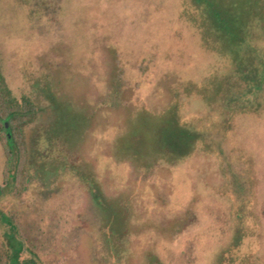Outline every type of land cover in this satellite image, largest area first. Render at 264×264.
<instances>
[{
	"label": "rangeland",
	"instance_id": "obj_1",
	"mask_svg": "<svg viewBox=\"0 0 264 264\" xmlns=\"http://www.w3.org/2000/svg\"><path fill=\"white\" fill-rule=\"evenodd\" d=\"M217 1L248 57L191 0H0V72L36 108L21 173L0 123V264H264V93L235 72L225 132L218 98L264 71V0Z\"/></svg>",
	"mask_w": 264,
	"mask_h": 264
},
{
	"label": "trees",
	"instance_id": "obj_2",
	"mask_svg": "<svg viewBox=\"0 0 264 264\" xmlns=\"http://www.w3.org/2000/svg\"><path fill=\"white\" fill-rule=\"evenodd\" d=\"M192 4H194L195 9L199 11L200 16H202L205 20L214 19L217 23H214L213 28H221L224 30L225 33H229L231 36V40L236 46L239 47V50H241V54L244 57H248L247 53L245 52L243 48V44L249 43V37H251L252 32L255 28H252V26L242 25L241 24V14L240 13H231L228 15L226 11L223 10L222 5L217 0H191ZM207 9H211L209 13H206ZM190 16H188V20ZM230 25V26H229ZM236 65V64H235ZM262 68H264V65L261 64ZM247 68V67H246ZM246 68L238 70L236 67L231 68V83H230V91L224 92L219 95V99L223 102V108L225 110L226 117L223 122H220L223 124L224 132L227 128H225L226 125L229 124V128L232 124V121L235 119L236 115L243 112L246 105V98L244 93H241L244 88H240L239 94L233 97L232 94H234V91L236 90V85L233 83V74L236 72L237 75L239 74L240 79L242 81H245L249 84L247 85V88L250 93H254V91L263 90L264 93V71L261 73H249V69ZM248 72V74L245 76L243 75V71ZM245 72V73H246ZM245 76V78H241V76ZM187 85L185 84L184 87H182L179 91H177L175 96V102L177 105L181 106L180 103H182L183 98L186 97L187 94ZM254 90V91H253ZM229 101V102H228ZM261 101V102H260ZM179 102V103H178ZM256 109L258 111H262L264 109V94H262L256 102ZM245 112V111H244ZM36 113V108L33 104L29 102L20 103L16 99L12 97V93L9 90L7 84L5 83V80L0 72V123L2 125L3 131L6 134V143L8 147V153L9 156H14V161L18 162V173L22 172V169H20L21 165H25L26 158H25V152H26V146L25 142L20 139L21 136V130L18 132L15 131L18 126L21 125V128L23 127V123L27 118H31ZM223 117V118H224ZM202 125V122L199 123V126ZM20 128V127H19ZM209 128L206 124L203 125L201 128V134L200 137L206 139V134L209 133ZM211 131V129H210ZM12 161V164L14 163ZM17 168V163H16ZM7 172H10V167L7 169ZM9 178H12L13 180H16L17 175H8ZM12 230L15 231V228L12 227ZM112 235H114L112 233ZM11 238H13V235H11ZM9 238V246H15L14 241ZM122 237H118L117 240H119Z\"/></svg>",
	"mask_w": 264,
	"mask_h": 264
}]
</instances>
